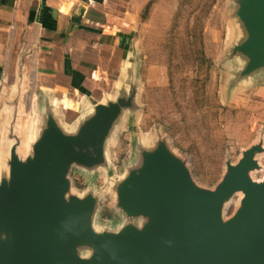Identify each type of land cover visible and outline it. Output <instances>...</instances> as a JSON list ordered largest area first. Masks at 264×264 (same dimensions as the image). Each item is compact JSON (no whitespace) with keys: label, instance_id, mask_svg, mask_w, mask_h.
I'll list each match as a JSON object with an SVG mask.
<instances>
[{"label":"water","instance_id":"1","mask_svg":"<svg viewBox=\"0 0 264 264\" xmlns=\"http://www.w3.org/2000/svg\"><path fill=\"white\" fill-rule=\"evenodd\" d=\"M230 40L224 61L233 66L229 87L264 74V0H231ZM137 52L112 95L66 126L48 103L30 139L12 122L9 154L0 172V264H264V179L256 158L262 143L227 162L215 188L198 185L166 142L140 139V164L117 180V206L128 221L98 230L93 194L72 193L73 165L109 163V142L136 108ZM242 194L236 213L225 203ZM137 218L144 221L137 223Z\"/></svg>","mask_w":264,"mask_h":264},{"label":"rangeland","instance_id":"2","mask_svg":"<svg viewBox=\"0 0 264 264\" xmlns=\"http://www.w3.org/2000/svg\"><path fill=\"white\" fill-rule=\"evenodd\" d=\"M142 7L137 28L136 108L109 142V163L89 168L73 165L71 191L93 194V219L98 230L119 228L128 218L117 206V180L140 164L139 142L164 140L185 162L194 181L215 188L227 162L236 163L244 150L264 146V74L249 83L229 87L233 66L223 57L229 42L231 0H137ZM64 102L71 104L69 99ZM76 113L62 115L73 126ZM10 142L0 133V172ZM256 158L264 179V151ZM236 193L223 208L232 217L240 207ZM144 218H137L141 223Z\"/></svg>","mask_w":264,"mask_h":264},{"label":"crops","instance_id":"3","mask_svg":"<svg viewBox=\"0 0 264 264\" xmlns=\"http://www.w3.org/2000/svg\"><path fill=\"white\" fill-rule=\"evenodd\" d=\"M136 2L0 0V133L14 122L28 140L48 103L78 118L112 95L137 52Z\"/></svg>","mask_w":264,"mask_h":264},{"label":"bare ground","instance_id":"4","mask_svg":"<svg viewBox=\"0 0 264 264\" xmlns=\"http://www.w3.org/2000/svg\"><path fill=\"white\" fill-rule=\"evenodd\" d=\"M88 106H89V105H88ZM146 145H147V146H149V145H150V143L146 142Z\"/></svg>","mask_w":264,"mask_h":264},{"label":"trees","instance_id":"5","mask_svg":"<svg viewBox=\"0 0 264 264\" xmlns=\"http://www.w3.org/2000/svg\"><path fill=\"white\" fill-rule=\"evenodd\" d=\"M216 0H212V4L215 3Z\"/></svg>","mask_w":264,"mask_h":264}]
</instances>
